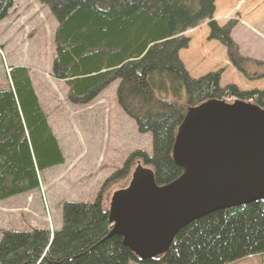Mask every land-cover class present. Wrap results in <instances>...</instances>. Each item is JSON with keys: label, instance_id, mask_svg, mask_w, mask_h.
Listing matches in <instances>:
<instances>
[{"label": "trees", "instance_id": "trees-1", "mask_svg": "<svg viewBox=\"0 0 264 264\" xmlns=\"http://www.w3.org/2000/svg\"><path fill=\"white\" fill-rule=\"evenodd\" d=\"M55 19L51 74L68 88L67 101L86 105L118 82L116 102L138 133L151 137V153L134 152L104 183L125 180L140 161L157 186L182 173L171 158L176 130L188 108L208 100L238 99L264 110V91L219 87L220 73L192 79L177 58L182 36L208 21L209 39L223 45L233 66L248 75L264 63L239 56L232 26L213 21L216 0H38ZM12 0H0V21ZM0 86V202L40 188L41 175L64 157L43 111L29 71L9 69ZM99 195L91 203L64 202L61 227L0 234V264H231L256 256L264 264V201L217 211L175 236L168 252L139 261L118 236Z\"/></svg>", "mask_w": 264, "mask_h": 264}, {"label": "rangeland", "instance_id": "rangeland-1", "mask_svg": "<svg viewBox=\"0 0 264 264\" xmlns=\"http://www.w3.org/2000/svg\"><path fill=\"white\" fill-rule=\"evenodd\" d=\"M12 1L7 16L0 21V86L8 84L10 68L28 69L64 163L41 175L37 191L0 202V234L29 228L53 232L61 227L64 202L91 203L99 195L102 208L108 210L112 194L128 185L133 170L142 163L133 161L123 181L104 186L105 181L132 153L150 155L151 137L138 133L134 121L119 108L118 82L86 105L69 103L65 83L50 77L55 57V19L47 5L38 0ZM214 7L217 26H232L230 38L239 56L264 63V0H216ZM209 32L205 21L182 34L189 42L178 51L177 58L187 75L197 79L220 73L221 89L264 91L261 68L249 69L248 75L236 69L225 47L209 39ZM231 264H259V259L251 256Z\"/></svg>", "mask_w": 264, "mask_h": 264}, {"label": "water", "instance_id": "water-1", "mask_svg": "<svg viewBox=\"0 0 264 264\" xmlns=\"http://www.w3.org/2000/svg\"><path fill=\"white\" fill-rule=\"evenodd\" d=\"M171 158L182 170L176 180L157 186L154 172L137 165L110 199L108 237L122 238L139 261L162 257L195 220L264 201V110L239 100L188 108Z\"/></svg>", "mask_w": 264, "mask_h": 264}]
</instances>
